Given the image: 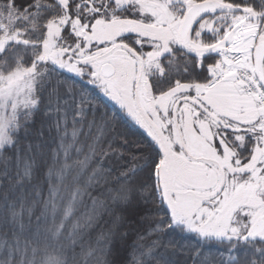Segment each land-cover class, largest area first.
<instances>
[{
    "label": "snow or ice",
    "instance_id": "6c2138e0",
    "mask_svg": "<svg viewBox=\"0 0 264 264\" xmlns=\"http://www.w3.org/2000/svg\"><path fill=\"white\" fill-rule=\"evenodd\" d=\"M189 253L264 264V0H0V264Z\"/></svg>",
    "mask_w": 264,
    "mask_h": 264
},
{
    "label": "trees",
    "instance_id": "16d2710c",
    "mask_svg": "<svg viewBox=\"0 0 264 264\" xmlns=\"http://www.w3.org/2000/svg\"><path fill=\"white\" fill-rule=\"evenodd\" d=\"M105 103H107V102H105ZM109 108H111V105H109ZM125 130H128V129L125 128ZM132 131H133V132H139V130L136 129V128H134V127H132ZM81 139H83V138L81 137ZM42 171H43V169H41V173H42ZM80 211H83V209H81ZM77 215H79V212L77 213ZM107 219H108V218L105 217V220H107ZM130 219H134V218H133V217H129V216L126 215L125 220H124V222H123V224H122V226H121V228H120V231H125V230H128V229H130V228H134V227H140L141 230L146 229V227H147L146 224H145V225H142V226H138V225H135V224H133V225H129L128 221H129ZM100 223H101V225H104V221H101ZM99 231H100V229L97 228L96 231L92 233L93 238L95 237V235H96ZM133 239H135V235L130 233V235H129V237H128V241H127V243H131V241H132ZM127 251H128V249L126 248V249L123 251L122 254H123V255H126V254H127ZM181 259H182V260H186V264H191V253H189V256H188L187 258H185V257L182 256Z\"/></svg>",
    "mask_w": 264,
    "mask_h": 264
}]
</instances>
